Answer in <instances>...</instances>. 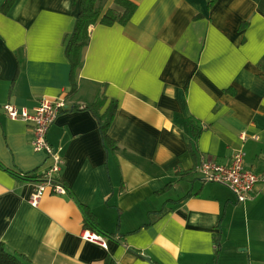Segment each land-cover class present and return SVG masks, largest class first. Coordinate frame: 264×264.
Instances as JSON below:
<instances>
[{
	"label": "crops",
	"instance_id": "obj_1",
	"mask_svg": "<svg viewBox=\"0 0 264 264\" xmlns=\"http://www.w3.org/2000/svg\"><path fill=\"white\" fill-rule=\"evenodd\" d=\"M6 1L5 251L24 264H264V0H130L137 8L126 25L89 28L73 95L66 43L74 0H12L4 12ZM55 97L69 109L46 138L64 160L58 180L67 193H46L33 207L34 182L20 175H39L51 160L33 150L32 124L9 119L3 107L31 113ZM95 101L98 116L114 107L110 146L85 109ZM238 151L261 177L243 203L197 172L203 161L228 165ZM82 208L99 233L84 227ZM85 231L106 246L85 241Z\"/></svg>",
	"mask_w": 264,
	"mask_h": 264
},
{
	"label": "built area",
	"instance_id": "obj_2",
	"mask_svg": "<svg viewBox=\"0 0 264 264\" xmlns=\"http://www.w3.org/2000/svg\"><path fill=\"white\" fill-rule=\"evenodd\" d=\"M68 107L65 97L41 98L31 113L24 108L18 109L10 104L3 107L9 119L32 124L33 150L47 154L51 160L49 167L42 173L43 180L33 184L34 188L29 200L33 207L37 206L39 200L46 193L58 196L67 193L65 186L58 180L64 160L59 152L49 144L46 135L50 126L54 124L61 113L69 109ZM243 157L244 154L238 151L231 157L228 165L203 161L198 166L197 172L200 174L202 182L226 186L237 202L243 203L252 198L255 186L261 179L260 176L244 168ZM82 238L85 241L106 246L104 238L98 234L85 231L82 233Z\"/></svg>",
	"mask_w": 264,
	"mask_h": 264
},
{
	"label": "trees",
	"instance_id": "obj_3",
	"mask_svg": "<svg viewBox=\"0 0 264 264\" xmlns=\"http://www.w3.org/2000/svg\"><path fill=\"white\" fill-rule=\"evenodd\" d=\"M215 1V0H214ZM110 0H74L72 9L78 6V14L76 17L75 26L72 34L68 37L66 43V58L70 66L71 90L68 95H73L75 92V84L73 82L76 70L79 68L85 48L89 43V28L96 24L103 26H112L113 24L126 25L136 11V4L130 0H112L111 7L107 6ZM12 5V0H7L2 11L7 12ZM99 101V100H98ZM101 99L100 104H102ZM99 104V105H100ZM98 102L86 106L85 109L90 111L92 116L98 122V127L102 135V140L107 146L112 143L108 138L106 132L114 114V107H112L104 116H98L97 108ZM25 181L38 183L43 180L42 173L24 174L20 175ZM86 210V211H85ZM84 214V227L94 233H99L94 217L87 209L82 208ZM0 264H24L17 257L10 255L0 244Z\"/></svg>",
	"mask_w": 264,
	"mask_h": 264
},
{
	"label": "rangeland",
	"instance_id": "obj_4",
	"mask_svg": "<svg viewBox=\"0 0 264 264\" xmlns=\"http://www.w3.org/2000/svg\"><path fill=\"white\" fill-rule=\"evenodd\" d=\"M222 241V240H221Z\"/></svg>",
	"mask_w": 264,
	"mask_h": 264
}]
</instances>
